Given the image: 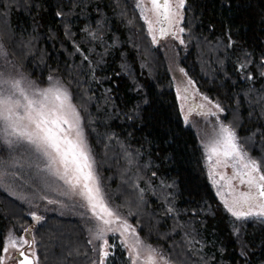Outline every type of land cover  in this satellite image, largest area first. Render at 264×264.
Returning a JSON list of instances; mask_svg holds the SVG:
<instances>
[{"label": "trees", "instance_id": "trees-1", "mask_svg": "<svg viewBox=\"0 0 264 264\" xmlns=\"http://www.w3.org/2000/svg\"><path fill=\"white\" fill-rule=\"evenodd\" d=\"M137 4L0 0V65L40 87L49 75L68 87L106 193L172 264H264V219L238 220L225 209L202 147L216 118L188 101L218 102L219 119L253 158H264V0H185L183 44L172 36L154 44ZM189 79L195 88L186 94ZM34 210L44 217L33 234L39 264L98 262L81 209L2 184L0 247ZM108 264H130L118 240Z\"/></svg>", "mask_w": 264, "mask_h": 264}, {"label": "snow or ice", "instance_id": "snow-or-ice-1", "mask_svg": "<svg viewBox=\"0 0 264 264\" xmlns=\"http://www.w3.org/2000/svg\"><path fill=\"white\" fill-rule=\"evenodd\" d=\"M148 2L150 7L144 0H139L137 7L142 10L152 42L158 43V37L172 36L183 44L180 34L185 29L180 24L185 0ZM4 55L0 45V56ZM6 67L0 65V146L8 151L9 158L0 157V182L20 179L23 187L33 190L34 198L81 209L92 225L88 229V242H99L94 249L99 252V260L93 264H108L117 240L127 250L130 264H172V260L139 237L136 228L106 193L94 149L89 144L81 114L68 87L52 75L47 77L51 83L40 87L23 75L20 78L7 75ZM179 71L185 72L183 68ZM189 86L195 88L191 79L187 81L184 93H188ZM187 98L185 95L184 99ZM202 99L211 107L201 103L198 114L216 118L202 147L212 183L219 189L217 194L225 209L236 219H264V158H253L241 143L235 127L219 119L224 108L218 102L208 96ZM184 119L187 122L188 116ZM229 168L231 174L227 172ZM41 192L44 195H40ZM49 193L61 199H49ZM64 199L69 204H64ZM28 202L32 203L31 200ZM30 215L37 222L44 220L35 211ZM26 232L30 229L22 228L19 236L11 230L8 232L0 249V264L13 259V252L18 256L17 264H39L35 239L26 238L23 235Z\"/></svg>", "mask_w": 264, "mask_h": 264}, {"label": "rangeland", "instance_id": "rangeland-1", "mask_svg": "<svg viewBox=\"0 0 264 264\" xmlns=\"http://www.w3.org/2000/svg\"><path fill=\"white\" fill-rule=\"evenodd\" d=\"M137 2H139V0H137ZM144 3H145V5L146 6H149L150 7V5H149V2H148V0H144ZM140 12H141V14H142V10L140 9ZM149 16L151 17L152 16V14L149 12ZM180 27H182L181 26V24H180ZM180 35H182V34H180ZM175 66V68L173 69L177 74H178V76L179 77H181V76H183V73H181L180 71H179V69H180V67H179V65H174ZM183 78V77H182ZM51 83V82H50ZM50 83H48V84H50ZM46 86H48V85H46ZM46 86H42V87H46ZM188 96H189V99H188V101H189V106L193 109V110H197V111H199V108H198V105H200L201 104V102L199 101V99H196V98H194V97H192V96H190L189 94H188ZM206 107H209V106H207L206 105ZM0 157H2L4 160H8V158H9V155H8V151L7 150H4L3 149V147L2 146H0ZM17 167H19V165H17ZM227 172L228 173H231V169L229 168V169H227ZM234 183H236V182H234ZM0 184H2V185H4L6 188H11L12 190H13V192L14 193H16L17 195H19V196H22V197H29V196H32L33 194V190L32 189H29V188H27V187H23L22 185H21V180L20 179H18L17 181H15V182H12V181H10V180H4L3 182H0ZM34 187L35 186H33V189H34ZM218 188V187H217ZM219 190V189H218ZM40 195H44V193L43 192H41L40 193ZM57 196L54 194V193H49L48 194V198H53L54 200H55V198H56ZM34 211H36V212H38L37 210H34ZM31 211H29V213H30ZM31 219V218H30ZM33 221H32V219L28 222V224L29 223H32ZM34 222H36V221H34ZM38 223V222H37ZM28 224H25L24 225V227H22V228H28ZM21 228V227H20ZM21 228V229H22ZM14 232V231H13ZM17 236H19L20 234H21V230H20V232L18 233L17 231L16 232H14ZM28 235H33L34 234V231L33 230H31L30 229V232H26ZM26 233H23V235L26 237V238H28V236L26 235ZM8 234V233H7ZM7 234H6V236H7ZM138 234V233H137ZM139 235V234H138ZM6 236L3 238V240H2V244H1V247H0V249H2V247H3V244H4V242H5V238H6ZM140 237V236H139ZM142 240H144L142 237H140ZM31 239V238H30ZM145 241V240H144ZM147 242V241H146ZM147 243H149V242H147ZM149 244H151L153 247H155V248H157L163 255H164V253H163V251L162 250H160L157 246H155V245H153L152 243H149ZM26 247V250H28V248H27V246H25ZM35 247V246H34ZM13 256H14V258L13 259H10V260H6V264H17V259H18V257L15 255V253L13 252ZM165 256V255H164ZM166 257V256H165ZM130 260V259H129Z\"/></svg>", "mask_w": 264, "mask_h": 264}, {"label": "flooded vegetation", "instance_id": "flooded-vegetation-1", "mask_svg": "<svg viewBox=\"0 0 264 264\" xmlns=\"http://www.w3.org/2000/svg\"><path fill=\"white\" fill-rule=\"evenodd\" d=\"M229 174H231V173H229ZM31 212H33V211H31ZM35 212H36V211H35ZM36 213L39 215V212H36ZM29 214H30V213H29ZM30 218L32 219L33 222L28 224V228L34 231V230L36 229V227L39 225V222H38V223H37V221L34 222L35 220H33V218L31 217V215H30ZM31 219H30V220H31ZM30 220H29V221H30ZM26 235L28 236V239H29V240H31V239L33 238V235L31 236V235H28L27 233H26ZM30 238H31V239H30ZM1 244H2V243H1ZM15 255L17 256L16 253H15ZM17 257H18V256H17Z\"/></svg>", "mask_w": 264, "mask_h": 264}]
</instances>
